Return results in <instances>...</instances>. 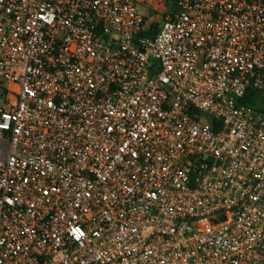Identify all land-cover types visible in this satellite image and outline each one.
Listing matches in <instances>:
<instances>
[{
    "label": "built area",
    "instance_id": "built-area-1",
    "mask_svg": "<svg viewBox=\"0 0 264 264\" xmlns=\"http://www.w3.org/2000/svg\"><path fill=\"white\" fill-rule=\"evenodd\" d=\"M250 89L264 0H0V264H264Z\"/></svg>",
    "mask_w": 264,
    "mask_h": 264
},
{
    "label": "trees",
    "instance_id": "trees-1",
    "mask_svg": "<svg viewBox=\"0 0 264 264\" xmlns=\"http://www.w3.org/2000/svg\"><path fill=\"white\" fill-rule=\"evenodd\" d=\"M176 0H173V3L175 4ZM157 28V24L153 23L151 24V27L148 30H145L142 34L152 36L155 33V29ZM244 101L248 104H251L253 106H259L260 101H263L264 104V96L259 94L257 91L250 89L247 92V95L244 99Z\"/></svg>",
    "mask_w": 264,
    "mask_h": 264
}]
</instances>
